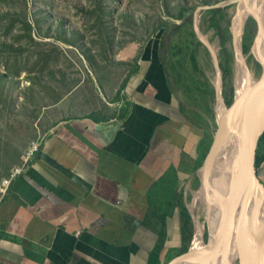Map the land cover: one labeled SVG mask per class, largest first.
<instances>
[{"label": "crops", "instance_id": "obj_1", "mask_svg": "<svg viewBox=\"0 0 264 264\" xmlns=\"http://www.w3.org/2000/svg\"><path fill=\"white\" fill-rule=\"evenodd\" d=\"M139 65L125 117L63 120L0 182V264H169L190 244L182 198L204 132L183 115L158 44ZM256 168L264 183V131Z\"/></svg>", "mask_w": 264, "mask_h": 264}, {"label": "rangeland", "instance_id": "obj_2", "mask_svg": "<svg viewBox=\"0 0 264 264\" xmlns=\"http://www.w3.org/2000/svg\"><path fill=\"white\" fill-rule=\"evenodd\" d=\"M235 2L233 18L242 0H0L1 184L24 163L31 148L41 144L63 120L123 117L130 104L126 87L140 66L143 51L150 44L157 45L162 26L182 23L183 9ZM248 17L240 40L235 36L230 45L236 103L234 100L232 109L233 105L222 106L231 115L237 113L242 87L255 68L242 51L247 30L255 59L258 54L264 60L259 41L263 22L255 13ZM197 18L200 20L199 14ZM196 29L200 32L199 21ZM235 30L232 20V33ZM200 34L206 40L201 63L215 93L209 107L218 127L217 109L223 103L217 98V89L221 86L222 93L225 76L218 66L221 48L214 32ZM204 169V165L199 167L193 182L186 183V197L182 198L193 216L189 250L196 242L202 247L209 243V204L198 200L205 195ZM232 185L230 194L229 188L222 198L226 211Z\"/></svg>", "mask_w": 264, "mask_h": 264}, {"label": "trees", "instance_id": "obj_3", "mask_svg": "<svg viewBox=\"0 0 264 264\" xmlns=\"http://www.w3.org/2000/svg\"><path fill=\"white\" fill-rule=\"evenodd\" d=\"M224 1L227 2V0ZM237 4L235 2L224 6L206 5L203 8L199 6L186 8L181 11L182 23L180 25L168 24L158 30V33L160 32L159 38H157L158 53L171 82L172 91L178 97L180 109L187 119L204 132L199 146V167L205 164L218 127L216 123H213L212 111L209 107V100L210 98L214 99L215 93L211 90L209 77L201 63L206 45L201 42L196 33V24L198 21L200 22V32L204 36H208L209 32H214V40L219 41L221 60L218 62V66L225 75L223 77L222 98L226 107L230 108L236 97L235 88L231 82L234 74V57L230 51V45H232L235 37V34L232 33L233 17L231 11ZM198 13L200 20L197 18ZM242 51L247 57L248 63H252L254 67L259 66L260 63L255 59L252 44L248 39V30ZM197 76L202 77L204 81ZM229 190L228 195L233 189L230 188ZM182 218L184 226L192 223V215L186 206L182 207ZM193 231L194 225L192 224V236ZM189 245L182 250V254L189 251ZM208 250V245L200 246L199 249L203 253H208Z\"/></svg>", "mask_w": 264, "mask_h": 264}, {"label": "bare ground", "instance_id": "obj_4", "mask_svg": "<svg viewBox=\"0 0 264 264\" xmlns=\"http://www.w3.org/2000/svg\"><path fill=\"white\" fill-rule=\"evenodd\" d=\"M251 13H255L261 23L263 22L259 41L262 40L264 49V0H242L233 18L234 28L236 27L235 34L240 40L246 20ZM257 57L261 63H264L258 54ZM261 98L264 99V81L258 83L254 90V99L260 100ZM219 104L217 118L223 131L213 147L202 174L205 195L198 199L209 204L207 220L211 235L214 234L217 225L227 213L224 209L225 204H222L225 192L228 191L232 182L234 190L236 189L247 169V149L244 135L239 128L241 104L235 115L226 113L223 104ZM251 182L248 183V187ZM236 213L238 214L237 216L235 214L231 231L222 248V257L228 261V264H264L260 257L261 242L264 238V192L262 188L256 187L246 194L240 200ZM230 237L232 242H228ZM200 246V243L196 242L193 250L199 251ZM209 251L210 246L208 253ZM196 262V259H192L179 264H195Z\"/></svg>", "mask_w": 264, "mask_h": 264}, {"label": "water", "instance_id": "obj_5", "mask_svg": "<svg viewBox=\"0 0 264 264\" xmlns=\"http://www.w3.org/2000/svg\"><path fill=\"white\" fill-rule=\"evenodd\" d=\"M199 14V13H198ZM260 20V19H259ZM261 22V21H260ZM196 30L198 37L201 39V42L206 44V40L202 38L200 32ZM235 34V32H234ZM236 36V35H235ZM257 61L260 63L259 66L251 69L248 75V78L245 82V86L242 91V95L240 98L241 109L239 116V128L245 139V146L247 149V169L244 173L243 177L240 178L236 189L230 195V206L228 207L226 215L219 222L214 231V234H210L209 237V253H203L202 251H196L190 249L184 254L179 255L174 260H172L169 264H179L182 262H189L192 259H196L197 262L195 264H228V261L222 257V248L224 247L228 235L231 231L232 222L235 217V214L238 209V204L240 200L248 194L251 190L256 187L262 188L264 192V183L259 177L256 168V154L257 147L259 143L260 136L264 131V99L260 100L254 99V90L255 86L264 81V63H261L258 59ZM245 62V61H244ZM246 64V63H245ZM247 66V64H246ZM221 86L217 89V98L219 101H224L221 97ZM236 103V99H235ZM235 103L231 107H235ZM226 107V105H225ZM222 128L218 124V131L215 137L212 148L206 158L205 168L208 163L209 156L213 150V147L218 139V137L222 134ZM252 181V182H251ZM251 182V185L248 187V183ZM260 257L264 261V238L261 242V255Z\"/></svg>", "mask_w": 264, "mask_h": 264}, {"label": "built area", "instance_id": "obj_6", "mask_svg": "<svg viewBox=\"0 0 264 264\" xmlns=\"http://www.w3.org/2000/svg\"><path fill=\"white\" fill-rule=\"evenodd\" d=\"M40 148H41V144H37L35 145L34 147L31 148L30 152L28 153V155L26 156L25 158V161L24 163L19 166L15 171L14 173L12 174V176L10 178H6L4 180V184L5 185H10L12 180L19 174L23 173L24 170H25V167L30 165L32 163V160L33 158L36 156V154L40 151ZM5 187L1 190L2 192L5 191ZM3 227H2V224L0 223V231H2Z\"/></svg>", "mask_w": 264, "mask_h": 264}]
</instances>
